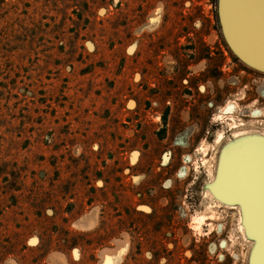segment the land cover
Listing matches in <instances>:
<instances>
[{
    "label": "rangeland",
    "instance_id": "374dc122",
    "mask_svg": "<svg viewBox=\"0 0 264 264\" xmlns=\"http://www.w3.org/2000/svg\"><path fill=\"white\" fill-rule=\"evenodd\" d=\"M217 1L0 0V264L36 244L48 190L118 160L136 210L170 214L183 264L249 263L241 209L208 186L222 149L264 139V73L226 51ZM128 242L104 249L120 263Z\"/></svg>",
    "mask_w": 264,
    "mask_h": 264
},
{
    "label": "flooded vegetation",
    "instance_id": "af4514ba",
    "mask_svg": "<svg viewBox=\"0 0 264 264\" xmlns=\"http://www.w3.org/2000/svg\"><path fill=\"white\" fill-rule=\"evenodd\" d=\"M225 47L228 51L226 41ZM224 55L226 57V52ZM204 61L198 60L191 67L188 66L187 70L190 69L194 74L204 72L206 68L201 65ZM186 89L190 91L191 87ZM125 167L118 160L112 168L106 167V171H99L97 167L91 169L86 163L65 179L57 197V192L48 190L46 203L52 206L51 217L43 220L44 225L31 228H35L38 234L32 249L26 245L19 249L17 244H11L10 250L18 260L9 264H55L54 256L61 257L64 264H101L97 252L102 250L103 254L113 251L110 248L104 249V246L115 240L121 232L127 233L129 242L126 258H122L119 264H183L174 236L170 242L173 244L171 250L165 241L168 239L166 233L175 230L173 219L157 205L151 206L150 214L136 210L131 189L126 183L128 177H122ZM97 179L103 182L102 188L94 186ZM148 190L147 193L139 194L142 206L154 200ZM56 206H60V209ZM86 208L91 210L86 212ZM90 220L93 221L91 225ZM145 252L151 254L149 261L144 258Z\"/></svg>",
    "mask_w": 264,
    "mask_h": 264
},
{
    "label": "water",
    "instance_id": "95a60500",
    "mask_svg": "<svg viewBox=\"0 0 264 264\" xmlns=\"http://www.w3.org/2000/svg\"><path fill=\"white\" fill-rule=\"evenodd\" d=\"M217 6L222 34L231 52L246 66L264 73V0H218ZM258 138L222 149L217 178L208 186L222 203L241 209L246 235L254 243L248 264H256L257 257L258 261L264 262V241L259 236V231H256V223L252 221L250 210L253 209L252 205L249 206L250 200L245 192L247 190L242 185L235 186L236 189L227 188V181L222 177V168L225 163L243 153V149L257 146L263 161V166L258 169V176L264 183V139Z\"/></svg>",
    "mask_w": 264,
    "mask_h": 264
},
{
    "label": "bare ground",
    "instance_id": "6f19581e",
    "mask_svg": "<svg viewBox=\"0 0 264 264\" xmlns=\"http://www.w3.org/2000/svg\"><path fill=\"white\" fill-rule=\"evenodd\" d=\"M152 23H156V22H152ZM149 27L155 28L152 25H150ZM152 28H149V30ZM258 114L260 113L259 112L254 113V115H258ZM221 137L222 136L219 137V140L221 139ZM254 141H258V140H254ZM243 143H248V140L243 141ZM226 147L228 149L229 147H232V145L226 146ZM256 148L243 149L244 151L243 153H240L239 155H237L236 157L228 161V163H225V166H223L222 168V177L223 179H225V181H227L226 182L227 188L229 187V189H236L235 186L242 185L244 187V190H247L245 192L248 193V197H249L248 199L250 200L249 206L252 205V209H253V211L250 210L251 215H253V217L251 218H252V221L255 222L258 227V230L256 231H259V236L264 241V186L262 185L264 183L258 176V169L260 166L261 167L263 166L262 164L263 161L261 160L262 157L260 156V153L258 152ZM217 172H218V169L216 171V174L213 176L214 182L217 178ZM209 194H210L209 195L210 199L212 198V196H215L212 193V191H210ZM241 216L243 218V215ZM84 220H82L83 223H84ZM90 222L92 221L90 220L89 224ZM108 254L107 252L103 253L102 259H103L104 264H118L119 263L120 257H118V255L110 259V257H108ZM257 264H264V262L259 260Z\"/></svg>",
    "mask_w": 264,
    "mask_h": 264
}]
</instances>
